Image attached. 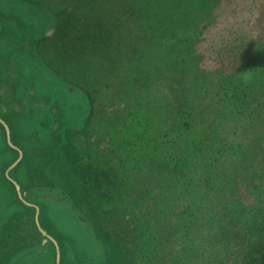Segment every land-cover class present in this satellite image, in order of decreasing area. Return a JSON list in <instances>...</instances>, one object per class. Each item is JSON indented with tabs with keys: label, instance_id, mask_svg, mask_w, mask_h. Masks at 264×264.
Wrapping results in <instances>:
<instances>
[{
	"label": "trees",
	"instance_id": "trees-1",
	"mask_svg": "<svg viewBox=\"0 0 264 264\" xmlns=\"http://www.w3.org/2000/svg\"><path fill=\"white\" fill-rule=\"evenodd\" d=\"M61 1L63 45L90 0ZM100 1L139 25L118 54H81L99 76L79 74L93 114L75 147L92 175L75 208L118 264H264V32L242 31L252 54L226 71L202 48L235 0ZM82 31L91 47L107 39Z\"/></svg>",
	"mask_w": 264,
	"mask_h": 264
},
{
	"label": "rangeland",
	"instance_id": "rangeland-1",
	"mask_svg": "<svg viewBox=\"0 0 264 264\" xmlns=\"http://www.w3.org/2000/svg\"><path fill=\"white\" fill-rule=\"evenodd\" d=\"M125 2L127 12H137L143 0ZM118 10L110 2L83 3L86 24L74 23L62 45L71 23L61 0H0V264H118L71 194L92 175L89 158L80 161L75 147L93 114L79 74L99 76L97 64L85 68L80 57L119 53L116 44L139 22L123 12L114 19ZM225 10L229 16L211 27L202 52L213 66L234 71L252 54L242 31L264 32V0H235ZM82 28L107 39L100 47L79 42ZM10 221L23 242L17 247L6 234Z\"/></svg>",
	"mask_w": 264,
	"mask_h": 264
},
{
	"label": "water",
	"instance_id": "water-1",
	"mask_svg": "<svg viewBox=\"0 0 264 264\" xmlns=\"http://www.w3.org/2000/svg\"><path fill=\"white\" fill-rule=\"evenodd\" d=\"M16 189H17V191H18V193H19L20 198L22 199L23 195H22V193H21L20 188H19L18 186H16ZM43 234H44V233H43Z\"/></svg>",
	"mask_w": 264,
	"mask_h": 264
}]
</instances>
